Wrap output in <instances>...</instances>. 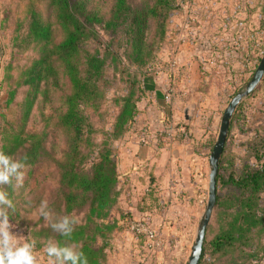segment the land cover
<instances>
[{
	"label": "rangeland",
	"instance_id": "rangeland-1",
	"mask_svg": "<svg viewBox=\"0 0 264 264\" xmlns=\"http://www.w3.org/2000/svg\"><path fill=\"white\" fill-rule=\"evenodd\" d=\"M149 1L129 0L132 8L139 9H144ZM199 1L204 4L208 0H180L181 6L178 0L179 9L170 17L165 40L159 46V51L156 50L157 54L153 53L154 56L156 55L154 67H140L138 60L134 58L121 57L122 63H118L111 56L108 57L104 79L98 83L96 96L81 109L87 118L90 132L94 134L91 143L82 144L81 149L85 158H88H84L80 166L89 164L92 160L90 152L96 151L95 145H100L107 140L116 157L120 189L125 181L121 179L118 170L119 147L128 135L138 129L140 105L146 97L143 91L144 76L152 73L157 64L166 62L167 50L174 44L172 40L170 42V36L181 31L184 25L182 18L188 15L187 11L190 10V6H195V3ZM88 3L89 10H95L105 16L110 14L113 7L112 0H88ZM184 4L187 11L183 12ZM32 10L38 12L40 20L50 30L51 35L47 42L38 41L30 31ZM240 15L242 18L245 16L241 12ZM155 31L156 28L152 26L149 31L150 36ZM100 37L102 44L109 40L103 32ZM64 38L65 34L58 25L48 1L0 0V152L23 164V167L19 169L23 174L22 181L18 182L13 177L11 183L0 184V192H4L13 204V207L8 209L10 223L15 225L11 231L36 241L35 250L40 254L42 264H49V258L44 251L48 241L55 242L54 233L56 232L51 227L53 223L65 216L75 221L72 226H84L86 221L85 213L78 211V208L66 211L65 202L62 200L60 164L65 163L73 138L69 129L63 126L62 121L67 112L66 99L73 93L65 65L57 56L56 51V47L64 41ZM114 48L123 54V47L119 48L118 44H115ZM96 50L103 52L100 43L86 41L81 47L79 60H83L86 52L94 53ZM263 57V54L259 56L260 59ZM42 59L45 63L38 65ZM36 67H39L41 71L39 77H35L33 73ZM254 73H239L235 80L232 79L233 73L228 74L227 72L228 77H225L230 79L228 81L224 79L222 82L219 77L220 80L213 88L212 100L206 104L218 116L214 144L218 140L225 110L233 98L247 87ZM218 94L222 96L219 97ZM253 95L252 98L246 99V103L251 105L253 112L251 117L254 122L252 126L255 128L264 123V81ZM127 97H132L137 115L127 125L126 133L119 139H115L112 133L117 125L123 100ZM85 131L87 132L86 129ZM246 137V135L239 136L238 140H244ZM33 153H37V156L33 157ZM122 195L121 190L118 208L113 210L115 212L108 222H105L109 226H116L107 238L109 241L105 243L106 264H110L109 252L114 250L120 231L125 226L130 236L144 239L145 243L147 242L144 237H137L129 231L132 223L143 220L132 211L126 213L122 209ZM45 201L51 214L47 220L40 214L41 203ZM133 202L138 204V200H133ZM144 221L153 226L149 219H144ZM213 221L214 219L210 226H216ZM66 241L69 243L71 240ZM174 248L170 247L160 257L154 255L152 262L142 263L183 264L182 262L174 263L169 257Z\"/></svg>",
	"mask_w": 264,
	"mask_h": 264
},
{
	"label": "trees",
	"instance_id": "trees-1",
	"mask_svg": "<svg viewBox=\"0 0 264 264\" xmlns=\"http://www.w3.org/2000/svg\"><path fill=\"white\" fill-rule=\"evenodd\" d=\"M46 1L65 34L56 51L73 87V93L66 99L67 112L62 119L63 126L73 137L65 163L60 164L62 200L66 211L78 208L86 215L84 226H72L70 238L58 232L54 233V238L60 246H71L82 252L88 264H106L107 238L116 226L105 222L118 208L120 180L116 157L107 140L95 145L96 151L90 152L92 160L89 164L80 166L85 158L82 144L91 143L94 134L81 109L96 96L98 83L104 79L108 57L118 63H122L121 57L134 58L140 67H154L156 55L153 53L165 40L170 17L179 9L178 0H150L144 9L132 8L129 0H112V10L106 16L89 10L88 0ZM255 1L261 6L263 0ZM152 26L156 31L150 36ZM30 31L41 42H47L51 35L38 12L33 10ZM101 32L109 38L103 44ZM86 41L100 43L103 52L88 51L83 60H79ZM115 44L123 47V54L115 50ZM261 51L264 55V48ZM261 60L254 59L248 72H255ZM44 63L42 59L38 65ZM33 73L39 77V67L34 68ZM149 75L146 74L143 80L144 96H147L144 83ZM250 107L246 102L242 103L231 123L219 167L213 216L216 226L208 228L200 264L264 263V123L253 128ZM136 115L132 97L124 98L112 137H122ZM242 135L247 137L237 143V137ZM212 143L214 146V138ZM35 156L37 153H33ZM68 239L71 240L69 243Z\"/></svg>",
	"mask_w": 264,
	"mask_h": 264
},
{
	"label": "crops",
	"instance_id": "crops-1",
	"mask_svg": "<svg viewBox=\"0 0 264 264\" xmlns=\"http://www.w3.org/2000/svg\"><path fill=\"white\" fill-rule=\"evenodd\" d=\"M195 4L189 11L183 5L188 15L182 18L181 31L170 36L174 44L166 62L157 64L145 80L147 96L140 105L138 129L120 145L118 159L125 181L122 209L149 219L166 242L175 243L171 260L183 264L190 258L208 202L218 116L206 104L220 78L228 81L230 72L236 80L248 72L264 48V0L261 6L255 0ZM127 230L125 226L120 231L109 252L110 264H143L146 243Z\"/></svg>",
	"mask_w": 264,
	"mask_h": 264
},
{
	"label": "clouds",
	"instance_id": "clouds-1",
	"mask_svg": "<svg viewBox=\"0 0 264 264\" xmlns=\"http://www.w3.org/2000/svg\"><path fill=\"white\" fill-rule=\"evenodd\" d=\"M22 167L21 162L0 152V184L11 183L13 177L21 182L23 174L19 169ZM12 207V201L4 192H0V264H42L40 254L35 250L36 241L11 231L15 225L10 223L8 209ZM40 214L46 220L51 216L46 201L41 203ZM74 223L73 219L65 216L51 227L55 232L70 238ZM44 251L49 258V264H88V259L82 252L71 246H60L52 240L48 241Z\"/></svg>",
	"mask_w": 264,
	"mask_h": 264
},
{
	"label": "water",
	"instance_id": "water-1",
	"mask_svg": "<svg viewBox=\"0 0 264 264\" xmlns=\"http://www.w3.org/2000/svg\"><path fill=\"white\" fill-rule=\"evenodd\" d=\"M263 80L264 57L262 58L257 70L255 71L247 87L233 98V100L230 102L223 114L218 140L215 143L209 161V198L204 215L199 224L197 238L192 248L188 264H200L202 258L207 231L212 222L217 203L220 161L226 147L233 117L236 114L238 108L241 106V104L256 91V89L262 83Z\"/></svg>",
	"mask_w": 264,
	"mask_h": 264
},
{
	"label": "built area",
	"instance_id": "built-area-1",
	"mask_svg": "<svg viewBox=\"0 0 264 264\" xmlns=\"http://www.w3.org/2000/svg\"><path fill=\"white\" fill-rule=\"evenodd\" d=\"M148 138H144V141L147 142ZM129 231L137 237H144L146 242V254L145 258H143V263L146 261H153L154 255L161 256L164 255V252L171 249L175 245V243L171 240L166 242L163 237L150 226L148 222L145 221H135L129 227ZM264 264V263H263Z\"/></svg>",
	"mask_w": 264,
	"mask_h": 264
}]
</instances>
